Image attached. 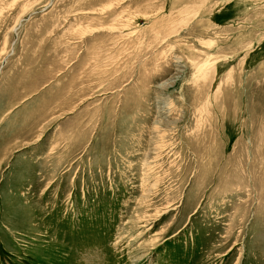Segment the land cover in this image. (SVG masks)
Here are the masks:
<instances>
[{"label": "rangeland", "instance_id": "obj_1", "mask_svg": "<svg viewBox=\"0 0 264 264\" xmlns=\"http://www.w3.org/2000/svg\"><path fill=\"white\" fill-rule=\"evenodd\" d=\"M0 264H264V0H0Z\"/></svg>", "mask_w": 264, "mask_h": 264}]
</instances>
